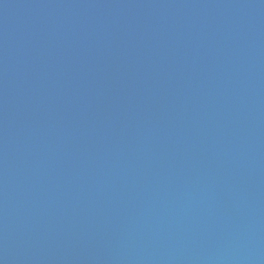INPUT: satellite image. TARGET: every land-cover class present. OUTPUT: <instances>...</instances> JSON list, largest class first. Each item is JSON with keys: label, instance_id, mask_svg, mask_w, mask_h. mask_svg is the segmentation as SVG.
<instances>
[{"label": "water", "instance_id": "water-1", "mask_svg": "<svg viewBox=\"0 0 264 264\" xmlns=\"http://www.w3.org/2000/svg\"><path fill=\"white\" fill-rule=\"evenodd\" d=\"M0 264H264V0H0Z\"/></svg>", "mask_w": 264, "mask_h": 264}]
</instances>
